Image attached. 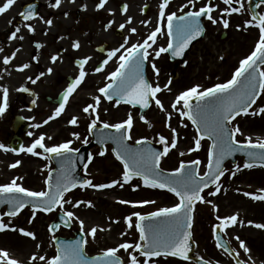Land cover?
Returning a JSON list of instances; mask_svg holds the SVG:
<instances>
[{"label": "snow or ice", "instance_id": "obj_1", "mask_svg": "<svg viewBox=\"0 0 264 264\" xmlns=\"http://www.w3.org/2000/svg\"><path fill=\"white\" fill-rule=\"evenodd\" d=\"M75 2V0H72ZM108 0H99L98 9H104ZM234 0H222L226 6L220 9L217 16H213L219 5H214L212 0H205L203 6L198 9L196 7L197 0H187V3L179 7L181 15L172 11L166 14L171 0H162L159 6L158 22L153 30L147 35L143 42H136L129 47L128 40L107 54V59L103 60L102 64L95 68V72L103 71L112 58H117L119 61L118 67L114 71L106 74L105 79L108 81L103 87L98 89L100 95L93 99L94 104L89 103L82 111L89 117L90 123L88 130L92 133L97 130L98 125H102L103 129H114L115 132L110 136L104 137L101 132L102 139L99 141L104 143L105 139H110L116 145L114 155L117 160L123 165V172L119 179H113L109 183L95 184L91 179L78 180L74 177L75 163L74 154L80 150L72 147L73 141L68 140L59 144L48 145L45 143L46 134H40L30 146H20L19 149L6 147L0 143V149L4 152H25L33 156L43 157L51 160L53 158H61V168L55 177L53 184L52 170L49 169V174L45 179L46 190L34 191L24 187L18 183L23 177H14L9 183L0 184V204L9 205V210L0 214V232L9 229V224L4 222L3 217L7 216L14 218L19 215L20 211L26 207H31L32 217L29 223L35 219L36 212L51 213L57 207L63 213L62 221L65 227H71L73 222H78L79 231L84 234L83 238L74 239L71 242L61 241L59 247L56 248V254L52 257H47L44 254L34 253L30 259L39 264H125V261L117 255L121 249L127 253L129 259L127 264H158L153 258L160 257H176L184 261L189 260V253L192 250L191 241L193 239V212L197 202L209 203L212 201L206 200L204 193L205 189L210 186H215L214 191H208L207 196H215L221 191L219 181L229 172V169L224 166V161L237 152L245 153L250 162L243 164V169H252L259 163V166L264 167V140L259 138L254 142L251 136H246L244 140H240L238 136H244L237 117L244 115L256 116L258 113L264 115V107H259L258 111L249 110L256 104L257 99L261 94H264V15H252L250 19L244 21L243 25H237V29L255 27L259 31V38L251 53L239 61V66L235 69L230 79L226 82L216 83L211 87L204 88L202 85L196 84L184 91H181L171 103V108L181 117L180 124L187 128L188 124L184 120L190 121L195 127L196 135L193 137L194 146L189 149V152H198L203 147L202 141L205 139L211 141L207 149V171L203 175L200 173V159H192L191 161L181 160L179 166L167 172L162 166L163 158L167 157L172 149H177L179 134L177 129L171 127L170 121L172 113L167 114V126L172 133L171 140L164 135H159V142L164 146L162 151H157L151 147L147 138H141L135 141V146L129 145L127 141L132 139V129L134 127V120L131 113L128 114L127 119L117 122L108 123L101 119L99 114V107L101 97L108 102L114 101L113 107H119L121 104L131 105L133 107L139 105L144 109L151 107L153 101L162 111H166L161 99L157 98V94L165 90L171 92L172 80L169 79L163 87L157 82L155 86L145 78L144 63L148 60L150 55L155 58H160L161 54L170 53L172 57H183L186 50L194 40L205 34L206 29L201 22L202 17H206L213 25L220 23L225 29L229 27V19L233 13L243 14L244 0H236L240 7H233ZM14 3V0H6L3 6H0V14L6 12ZM62 0H55L51 4L53 8H59ZM191 8L185 11L186 8ZM33 6L29 7V11L22 12L21 16L24 20H29L35 16L32 11ZM87 7L86 5L84 6ZM124 13L128 12V5L122 7ZM114 22V21H113ZM106 25V28H111L112 23ZM128 24L132 23V17H128ZM11 23V21H10ZM46 23L51 26L53 21L47 20ZM142 24L147 26L149 21L143 20ZM29 32H34L35 28L31 24L26 25ZM119 28H125V24L121 23ZM131 33H137V28L132 27ZM20 28L17 27L11 33V39L23 40V36H18ZM167 37L166 46L157 45L159 38ZM63 38V37H61ZM156 45L154 48L153 46ZM74 49H80L79 41L73 42ZM42 47V45H37ZM123 49V51H121ZM152 49V52H149ZM0 51H3L0 48ZM20 49L17 48L16 52ZM119 53V55H117ZM16 53H12L11 57L5 56L3 63L8 65ZM58 55H53L51 60L55 63ZM38 60V57H34ZM91 57L79 61L80 71L75 81L68 87L64 99L67 101L68 97L75 92L78 85H80L87 73L84 71V65L88 63ZM223 59V57H221ZM30 64L24 63L18 68L19 71L28 69ZM157 77L160 75V70L153 62L151 65ZM52 68H48L47 72L50 74ZM45 73L41 72L36 79L43 76ZM32 83H36L32 77H28ZM20 91L27 92V88H21ZM2 102H0V116H2L9 107V89L2 88ZM195 100V103L192 101ZM32 104H36V100H32ZM65 110V104H61L56 108L54 116L49 117L43 123L48 124L49 120L59 117ZM107 111V109H105ZM144 120L145 117L141 116ZM79 117L73 116L68 123L73 126H78ZM234 121H236L234 123ZM147 122V121H145ZM34 128H40L42 125L37 123L32 125ZM151 127V125L149 124ZM33 135L32 132L28 133ZM72 136L76 140H80V133L73 132ZM51 140V136H47ZM83 144H88L89 140L85 137ZM40 149L42 151H37ZM107 149H102L99 155L106 154ZM183 156L184 152H179ZM91 163V158L84 164L87 172L88 164ZM21 161L17 160L10 164V168H17ZM241 171V166L237 164L235 171H231L230 175L235 177L237 172ZM133 178H139L141 184H131ZM126 184H131L134 190L141 186L150 189L167 190L172 193L178 202L171 207H161L156 211L148 212L146 215L139 211H134L125 217L126 225L129 230L135 229L139 233V240L135 243L122 242L116 247H108L101 250L100 254L90 257L86 251L90 243L89 237L92 241L97 238L98 231H105L106 229L99 226H92L86 231V222L76 212L68 210L65 205H71L73 209L80 208L84 205L88 208H93L95 205L91 201L77 200L73 202L72 199H65V196L72 189L92 188V189H111L119 186L124 188ZM264 192V189L260 190ZM243 195L251 196L255 200L264 201V195H256L244 192ZM118 203L122 205H131L132 207H139L148 204H154V200L143 201H128L120 199ZM216 211L218 207L213 205ZM111 220V218H109ZM220 223L213 226L214 232L219 229L221 232H226L227 229L235 227L238 224V213L227 217L216 216ZM119 223L118 220L113 221ZM242 226L243 221H239ZM249 224L253 222L249 221ZM258 229H264V223H257L254 225ZM60 225L53 224L49 227V232L53 234V240L56 239L55 230ZM11 231H19L23 236L30 237L33 241L37 240V236L33 231L24 228H11ZM127 235L122 232L121 236ZM234 239L238 242L239 248L245 253H250L251 249L248 247L245 240L236 235ZM215 240L219 248L224 249L225 252L234 253L233 259L237 264H255L251 255L248 256L247 261L240 259V252L230 249V243L226 245L219 234H216ZM41 247L40 243L36 244V248ZM131 250V251H129ZM143 257V260L140 259ZM0 264H22L21 261L13 258L9 251L0 249ZM264 264V261L261 262Z\"/></svg>", "mask_w": 264, "mask_h": 264}, {"label": "flooded vegetation", "instance_id": "obj_2", "mask_svg": "<svg viewBox=\"0 0 264 264\" xmlns=\"http://www.w3.org/2000/svg\"><path fill=\"white\" fill-rule=\"evenodd\" d=\"M5 2L6 0H0V6H3ZM54 3L55 0H14L13 5L6 12L0 14V48L3 49V51H0V98H2L3 87L9 89L10 97L7 111L0 116V143L9 148L19 149L21 145L28 147L40 134H46L47 136L57 128H60L61 122L65 119V110L67 108L70 110L73 104L76 106L78 98L84 99L90 93L92 94L90 102L94 104L93 98L100 95L98 89L108 83L105 79L106 74L114 71L118 67L119 61L115 57L112 58L100 73L95 72V68L100 66L103 60L107 59L108 52L119 48L125 39L128 40V44L125 47H129L138 41L143 42V39L157 25L159 6L162 0H108L104 9L97 8L99 0H75V2L62 0L59 8L51 7V4ZM184 3H187V0H171L166 14L175 11L177 15H181L179 7ZM125 4L128 5L127 13L122 11V7ZM85 5L87 6L86 8L84 7ZM30 6H33L31 10L34 11L35 16L26 21L21 16V13L29 11ZM190 8L191 6L186 8L185 11ZM129 16L132 17L131 24L126 22ZM243 17L246 19L242 20ZM250 18L244 7L243 14L234 15L233 19L230 20L229 27L227 29L224 28L219 33V38L221 39L222 37L224 40L234 41L243 35L245 36V31L249 36L250 30L254 31L257 28L242 27L238 30L236 26L243 25L244 21ZM49 19L53 21L51 26L46 23ZM143 20L149 21L147 26L141 23ZM202 21L206 29L205 39L211 28L215 30L216 27L215 25L211 26L206 19ZM110 22H113L111 28H106V25ZM121 23L125 24V28L122 30L119 28ZM27 24H31L35 31L29 32L26 27ZM218 25L221 24L219 23ZM17 27L20 28V32L17 35L23 36V40L10 38L11 33ZM132 27L137 28V33H131L130 29ZM232 28L234 31H232ZM212 34L214 35V33ZM249 37H246V39H250ZM167 39L166 36L163 38L158 37L157 45L166 46ZM204 39L199 44H203ZM74 41H79L80 49L73 48ZM38 44L42 45V47L38 48ZM199 44L186 50L184 56L180 59L172 57L170 53L161 54L160 58H155L153 54L144 63L147 79L153 86L158 82L163 87L169 79L172 80L171 92L165 90L157 94V98L161 99L166 111H172L171 102L176 93L181 91L180 89L186 85L193 84L194 64L199 65L198 59L194 60V57H197L194 51ZM153 47L155 48L156 45ZM17 48L20 49L19 52H16ZM198 51L199 49L196 52ZM14 52L16 53L15 58L8 65H5L3 63L4 57H11ZM149 52L151 53L152 49H149ZM53 55H58L59 57L55 63L51 60ZM34 57H38V60L34 59ZM86 57H91L88 63L84 65V71L87 75L84 81L77 86L75 92L65 101L64 96L68 87L79 75L80 66L78 62ZM153 62L160 70L159 77L156 76L155 71L151 67ZM24 63L30 64V67L21 72L18 68ZM48 68L53 69L50 74L47 72ZM41 72L45 74L36 79ZM28 77H32L33 80H36V83H32ZM21 88H27L28 91H20L19 89ZM32 100H36V104H32ZM0 102H2V99H0ZM61 104H65L64 112L59 117L49 120L48 124H44L45 120L54 116L56 108ZM113 104L114 101L108 102L101 97L102 111L103 108L108 106L115 109ZM112 109L108 110V114L101 113V119L108 123H117L127 119L125 117L123 120H115L123 115ZM119 109L127 112L129 109H133L135 112L134 117L142 122L144 126H148V123L145 122L149 120L148 118L156 120L157 117L166 112L156 106L154 101L151 107L143 113L140 109L126 104H121ZM141 116H144L145 119L142 120ZM37 123L42 126L34 128L32 125ZM70 127H73V125ZM86 131L85 136L89 138L88 126H86ZM29 132H32L33 135L29 136ZM60 140V138L56 137L53 139V143H50L51 141L48 139L45 140V143L48 145L59 144ZM81 145L83 143L72 147L79 148ZM106 149V155L103 156L99 155L101 150H94V161L92 163L95 160H102L107 155H111V147L106 146ZM37 151L42 150L37 149ZM0 155L5 157L0 159V164L1 161H6L9 164L17 160L22 161L17 168H11V176L23 177L25 182H29L27 178L33 173V170L26 166L35 164L37 163L36 161L43 162V171L37 172L36 178L40 180L43 187L45 186V179L49 174V169H52L50 160L25 152H4L2 149H0ZM25 156L28 157L29 161H23ZM91 168L89 166L85 173H87L88 179L94 182L93 179L95 177L91 176ZM19 171H22V173ZM108 176V174H105V177L108 178ZM3 181L5 180L0 177V184L6 183ZM169 260L181 262L178 259L170 258Z\"/></svg>", "mask_w": 264, "mask_h": 264}, {"label": "rangeland", "instance_id": "obj_3", "mask_svg": "<svg viewBox=\"0 0 264 264\" xmlns=\"http://www.w3.org/2000/svg\"><path fill=\"white\" fill-rule=\"evenodd\" d=\"M197 1V8L203 6L205 3V0ZM246 1L247 0H244V6H246ZM213 2L214 5H219V8L213 12V16L215 17L219 14L220 9H223L226 6L222 3V0H213ZM232 6L240 7V4L234 0ZM233 14L238 15V13ZM225 18H228L230 21L233 19V16H226ZM245 19L246 18L244 17L242 18V20ZM218 24L219 23L215 24V30L214 28H211V31L208 33V36L205 37L203 44H199L197 45L198 48H195L194 53L197 57H194V60L196 61L198 59L199 65L197 66L194 64V71L192 74L194 81L192 85H186L180 89L181 91L196 84L207 88L216 83L226 82L231 78L233 72L239 66V61L249 55L252 46L258 41V29L254 31L250 30V37L245 31V36L243 35L237 40H221L218 35L224 27L222 24ZM210 25L212 26L213 24L210 22ZM232 31H234V29ZM212 33H214V35ZM246 37H249L250 39H246ZM198 49L199 51L196 52ZM221 57H223V59H221ZM181 91L176 93L175 97ZM91 97L92 94L89 93L84 99L78 98L76 106L73 104L70 110H68V108L65 110V119L61 122L60 128H57L50 135H47L52 137V139L49 140L51 141L50 143H53V139L57 137L61 139L59 143L72 140V146L82 144L81 141L86 137L85 134L87 133L86 126L89 125L91 119L82 111V109L91 103ZM175 97H173L172 102ZM259 107H264V94H261L251 112L258 111ZM105 109H107V111H105ZM110 109L112 108L108 106L103 108L102 111L100 103L98 110L100 117L101 113L108 114L107 112H109ZM112 110L123 115L122 117H117L115 119L117 121L123 120L125 117L127 118L129 113L132 114L134 120L132 141L144 137H153L159 141V135L161 134L167 137L170 141L172 133L167 126V114L171 112L172 119L170 124L171 127L177 129L179 139L177 149H172L169 155L163 158L162 167L166 170H174L179 166L181 160L191 161L192 159L198 158L202 162L200 168L201 175L206 172L208 160L207 149L209 143L204 140L202 141L203 147L201 150L198 152H189V149L194 146L193 137L196 135V132L186 119L184 120V123H187L188 127H182L180 124L181 117L173 109L172 111L164 112L161 116L157 117L156 120L148 118V126H144L142 122L134 117L135 112L133 109H129L127 112L121 111L119 107H115V109ZM70 116L79 117L78 126L70 127L71 125L67 122L68 119L71 118ZM237 121L244 132V136H238V139L243 141L246 136H251L254 142L258 138L264 140V115L259 113L256 116L250 114L244 115L238 118ZM235 122L236 121H234V123ZM73 132H79L81 139L76 140L75 137L72 136ZM47 136L45 140H47ZM179 152H184V155H179ZM3 158L5 157L0 155V159ZM27 158L28 157L25 156L23 161H29ZM36 162L37 163L28 166L25 165L27 168L33 170V173L27 178L29 182H25L22 179L19 180L18 183L31 190L41 191L44 190V187L40 180L36 178V173L43 171L44 164L41 161ZM9 165L10 164L6 161H1L0 164V177L4 179L5 181L3 182L6 183H9L14 178L11 176L12 170ZM239 165L241 166V171L237 172L235 177L230 175L231 171H235V167H228L229 172L221 178L219 183L221 185V191L215 196H207V192L214 191L215 188L205 192L204 195L206 200H210L212 203H201L196 211L194 234L198 243L199 253L216 264H231V262L219 250H217L212 242V223L218 221L216 219L217 215L220 217H227L237 213L239 221H243L242 226L238 221L237 226L227 229L225 235L235 246V249L240 252V257L243 260L247 261L248 256L251 255L255 264H261V262L264 261V229H258L254 226L257 223H264V201L255 200L251 196L243 195L244 192L264 195V192L260 191L261 189H264V168L253 167L252 169H243V164ZM91 167V170H89L92 173L91 176L95 177L93 179L95 184L109 183L113 179H119L122 173L121 166L111 155H107L102 160H95V162L91 164ZM19 172L22 173V171ZM105 174L109 175L108 178L105 177ZM131 184L142 185V182L132 181ZM131 184H126L124 188H120L119 186L111 189L83 188L65 197V199H72L73 202H76L77 200L91 201L95 205L93 208L81 205V207L77 209H73L71 205H65L66 209L76 212L77 215L85 220L86 231L92 226H99L100 228L106 229L105 231H98L95 241H92L91 237H89L90 243L86 249L88 255L100 253L101 250L108 247H116L119 243L125 241L132 243L137 242L139 240L137 231L135 229L129 230L125 221V217L132 212L139 211L142 214H145L161 207H171L178 202L175 197L167 192L143 186L134 190ZM120 199L133 202L154 200L155 203L134 208L131 205H122L118 203V200ZM213 205L218 207V211L215 210ZM58 210L60 211V209ZM31 217L32 211L28 209L23 210L14 218L3 217L4 222L9 224V229L0 232V249L9 251L10 255L21 261L22 264H39V262H33L30 259L34 253L44 254L49 258L56 254L52 243L53 235L48 231V227L54 220L55 214L45 215L36 212L35 219L29 223ZM109 218H111V220ZM116 220H118L119 223L113 222ZM249 221L253 223L249 224ZM11 228H24L33 231L37 236V240L33 241L30 237L23 236L19 231H11ZM73 228L79 230L78 222H73ZM122 232H126L127 235L121 236ZM59 235L72 236L73 230L65 232L62 229ZM236 235H239L241 239L246 241L248 247L251 249L250 253H245L239 248L238 242L234 239ZM37 243L41 244L39 249L36 248ZM117 255L123 258L125 264H127L129 257L123 249H121ZM140 259L143 260V257H140ZM156 261L158 264H188L175 260L171 261L168 258H157Z\"/></svg>", "mask_w": 264, "mask_h": 264}, {"label": "water", "instance_id": "obj_4", "mask_svg": "<svg viewBox=\"0 0 264 264\" xmlns=\"http://www.w3.org/2000/svg\"><path fill=\"white\" fill-rule=\"evenodd\" d=\"M260 3H264V0H251V2H250V8H251V11L253 12V14H255L256 15V9H257V7H258V5L260 4ZM201 39V36L200 37H198L196 40H194L193 41V43H195L196 41H198V40H200ZM193 103H195V100H193L192 101ZM98 133L97 134H95L94 133V131L92 132V142L88 145V146H85V147H83V148H81L80 149V151L74 156V163H75V169H76V171H75V173H73V175H74V177L76 178V179H78V180H83V178H81V176H80V173H81V171H82V169H83V167H84V164L85 163H87V161L89 160V157H90V149H92V148H94V147H96L97 145H98V139H97V137H98ZM105 135H107L106 133H105ZM109 135V134H108ZM114 144V143H113ZM135 146V145H134ZM151 147L152 148H154V149H156L157 151H162L163 149L160 147V146H154V145H152L151 144ZM115 148H116V145H115ZM239 158H243L244 159V162L246 163V162H250L249 161V159H248V157H247V155L245 154V153H242V152H237L234 156H231V157H228L225 161H224V166H225V164L227 163V162H231L233 165H236L237 164V162H238V160H239ZM54 161H55V166H56V168H55V170L52 172V175H53V184L55 183V177L57 176V174H58V172H59V170H60V168H61V163H60V161L61 160H56V159H54ZM258 163V162H257ZM211 187V186H210ZM9 205H7V204H0V211L3 209V208H6L7 209V211L9 210ZM30 207V206H29ZM62 217H63V215H59L58 216V222L57 223H55V224H62V225H64L63 224V221H62ZM216 234H218V233H216ZM77 236H76V238L75 239H80V238H83V235L82 234H80V233H77L76 234ZM219 235L221 236V234L219 233ZM221 239H222V241L225 243V240L222 238V236H221ZM72 240H74V239H61V238H57L56 240H55V244H56V248L57 247H59V244H60V242L61 241H63V242H71ZM226 244V243H225ZM227 245V244H226ZM191 246H192V250H191V252L189 253V260H192V261H195V262H199V264H208V263H206V262H200V261H197L195 258H194V245L192 244V241H191ZM229 253V252H228ZM232 257H233V253H231L230 254ZM235 262H236V260H235ZM237 263V262H236Z\"/></svg>", "mask_w": 264, "mask_h": 264}]
</instances>
